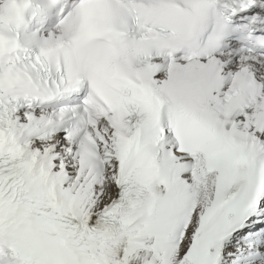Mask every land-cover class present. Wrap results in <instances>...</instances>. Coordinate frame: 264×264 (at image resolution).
<instances>
[{
    "label": "snow or ice",
    "instance_id": "6c2138e0",
    "mask_svg": "<svg viewBox=\"0 0 264 264\" xmlns=\"http://www.w3.org/2000/svg\"><path fill=\"white\" fill-rule=\"evenodd\" d=\"M0 264H264V0H0Z\"/></svg>",
    "mask_w": 264,
    "mask_h": 264
}]
</instances>
